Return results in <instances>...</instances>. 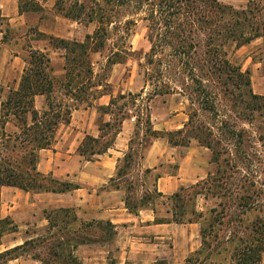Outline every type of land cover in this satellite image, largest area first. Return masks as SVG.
I'll list each match as a JSON object with an SVG mask.
<instances>
[{"label": "trees", "instance_id": "trees-1", "mask_svg": "<svg viewBox=\"0 0 264 264\" xmlns=\"http://www.w3.org/2000/svg\"><path fill=\"white\" fill-rule=\"evenodd\" d=\"M258 1L264 2L250 0L246 9L238 10L218 0H102L103 4L100 0H92L94 8L89 11L83 0H57L55 9L59 14L78 22L96 23L97 27L84 41L48 36L54 48L64 51L65 72L61 82L54 74L50 54L30 48L19 88L11 89L1 104L0 245L4 235L19 229L12 217L1 214L2 187H16L35 193H68L81 188L77 183L41 173L38 170L39 152L52 147L59 127L71 123L72 112L78 109V104L108 94L109 72L114 65L126 61L129 51L124 45H115L100 73L93 70L92 55L107 47L112 24L114 28L121 25L126 35L130 34L129 26L134 22L126 20L122 24L119 17L123 9L133 7V13L137 15L147 6L143 19L149 22V64L158 61L165 70L175 63L191 66L188 77L197 85L200 96L205 97L204 82L210 77L221 80L224 86L234 82L240 85L238 89H242L241 85L250 86L249 72H243L233 65L226 58L225 48L230 43L241 48L257 38H264V19L256 18L258 13L264 11V6L258 5ZM40 10L42 6L35 0H19L20 13ZM9 25L8 17L3 15L0 8V45L11 40ZM167 49L168 53L165 52ZM157 55H164V59H156ZM201 61L203 64L198 65ZM148 80L153 86L151 78ZM57 83H60L59 88L66 100L58 101L55 98ZM165 87L166 90L154 88L147 99L143 98V89L138 93H120L117 97L112 96L108 105H99L98 112L112 117L109 121L100 122L98 137L85 136L77 148L78 154L92 161L108 153L115 145L124 122L135 117V134L130 140L129 151L120 160L116 175L102 190H125L126 208L136 214L142 209H151L158 223L200 224L201 246L187 257L186 264H260L264 256V190L248 176L238 182L235 172L227 174L233 166L231 160L220 158V151L215 149L210 139L213 132L195 125L192 117L176 131L154 128L149 103L157 95L170 93L171 87ZM242 93L250 97L249 102L254 107L264 106L257 102L262 96L253 94L250 87ZM38 96L46 97L47 102L42 110L35 105ZM70 101L75 102L73 106ZM9 124L15 130L8 131ZM233 133H236L234 137L241 136L236 131ZM149 138L167 139L174 147L190 146L191 140L197 139L202 146L212 150L213 161L220 166L217 171L219 176L210 177L203 184L182 186L168 195L158 190L160 174L155 176L153 188L147 185L153 172V169L147 168L141 170L142 174L138 177L141 184L135 187L136 183L130 181L129 176L132 170L140 171L143 156L134 149L133 142L137 139L142 145ZM208 184L217 188L212 195L222 200L217 207L200 211L197 209V196L204 195L208 199L209 192H205L204 187ZM159 202L171 206L162 212L158 209ZM44 216L48 221L47 235L26 239L22 244L0 252L1 264L24 256L40 264H82L76 254L80 245L111 239L113 234L112 224L82 220L72 208L45 209ZM93 229L104 234L94 238L91 235ZM108 264L118 263L111 257ZM153 264L170 263L158 260Z\"/></svg>", "mask_w": 264, "mask_h": 264}, {"label": "rangeland", "instance_id": "rangeland-1", "mask_svg": "<svg viewBox=\"0 0 264 264\" xmlns=\"http://www.w3.org/2000/svg\"><path fill=\"white\" fill-rule=\"evenodd\" d=\"M83 1L87 6V10L90 11L91 8H94V2H92V0ZM218 1L222 4L232 6L235 9L242 10L247 8L250 0ZM100 2L103 4L102 0H100ZM256 3L258 4L259 1ZM51 4L52 2H50V0H44L41 4L42 10L20 13L18 9V0H0L2 11L8 16L11 37L9 42L0 45V112L1 104L7 98L10 90L19 88L24 68L27 66L26 59L29 55L28 51L30 48L47 51L52 60L55 76L59 78V82L63 79L65 72L63 69L65 64L64 51L54 48L48 36L59 37L58 33L63 32L65 29L71 31L75 27L60 24L58 20L60 14L56 11L55 5L52 6ZM258 5L263 7L264 2ZM145 10H147V6L137 15L133 13V11H135L133 7H127L122 10L119 17V19L122 20V24L126 20L134 22L129 26V35H126L127 33L124 32L122 27L120 28L121 25L118 27V25L115 24V27L118 28H114V24L109 27L110 40L107 47L102 52L92 55L93 70L96 73L101 72V69L105 67L107 63L108 55H110L115 45L126 46L129 55L126 56L127 59L124 63L114 65L109 72V85L106 88L108 94L103 99L99 98L78 104L79 107L73 110L72 116L76 110L90 109L89 117L91 118V122L87 124L85 132L94 136L95 130V134L97 133L100 135V131H98L100 122L109 121L112 116L98 112L97 107L99 105H108L112 96L117 97L120 93H138L143 89V98L147 99L149 93L153 92L154 88H163V90H166L165 86H170V93L157 95L149 103L151 120L154 128L160 131H176L183 128L190 117H192L195 125L204 126L208 132H213L210 139L214 142L215 149L220 151V158L231 160L233 166L230 167L232 169H229L227 174L235 172V177L238 179V182L242 177L248 176L256 182L258 187L264 190V106L261 108L254 107L253 104L249 102L250 97L242 93L243 90H248L250 87L253 94L262 96L260 100H257V102L261 103L260 106L264 104V38H257L250 44L242 46L241 48H236L234 43H230L225 48L227 52L226 58L233 65L240 67L243 72H249L250 86L241 85L242 89H238L237 87L240 85L237 82L224 86L221 80L210 77L209 80L204 82L206 85V95L204 97L200 96L197 91L198 88H196L197 85L188 77L191 66L175 63L171 68L165 70L164 67L158 64V61L149 64L147 55L151 51V43L149 41V30L147 27L149 22L143 19L146 15ZM256 18L261 20L264 19V11L258 13ZM82 23L87 24L85 22ZM94 24L95 30L97 25L96 23ZM78 32L82 37H76L74 40L84 41V27L79 29ZM165 52L168 53L169 49ZM161 57L164 59V55H157L156 59ZM197 64H203V62L201 61ZM148 78H151L153 86L149 84ZM59 85L60 83H57L54 96L58 101L66 100ZM202 97L205 98L204 101ZM46 102L45 96L36 97V108L42 110ZM70 102L72 106L75 103L72 101ZM120 104H122V101L119 105ZM135 122V117L127 119L122 127V131L126 134V138L123 140L121 139V141L124 143L128 142V148L124 151L126 153L129 151L130 140L135 134ZM67 126L68 125H61L59 127L51 148L56 147L60 141L64 142L62 137ZM7 130L13 131L15 127L9 124ZM234 131L241 133V136L238 137L235 135L234 137V134H236L233 133ZM77 133V131H72L71 140ZM85 136L83 134L82 138L84 139ZM80 139L81 137L79 136L77 140ZM155 140L165 142V145L167 144L173 153L169 156H164L165 159L160 164L162 166L160 171L153 170L149 175L147 185L150 188H153L152 184L156 175H178L180 166L179 161L188 151L187 147H193L195 162L199 166V172H201L203 176L195 183H189L188 185H184V187H190L198 183L203 184V182L207 181L210 177L216 178L219 176L217 171L220 166L213 161L212 150L202 146L197 139H192L190 146H180L177 149H173L174 146H172L167 139L152 140L149 138L143 141L142 145H139V141L135 139L133 147L144 158ZM63 145H65V143H62V146ZM120 146L124 147V144H120ZM114 147L115 145L113 148ZM112 149L108 152L116 154ZM75 154L80 156L77 149ZM172 155H175L177 159H172L170 157ZM100 157H95L92 161H87L81 157L86 163L87 168L91 166V169H88L86 178L94 176V161L99 160ZM123 157L124 156L119 158L118 164ZM141 170L144 169L141 168L140 171L132 170L129 176L130 181L134 182V184L136 183L135 187L137 188L141 184V182L138 181V177L142 174ZM59 180L71 181L80 185L79 180L76 179L63 178ZM82 187L83 194H85L88 199L92 197V201L87 200L83 202V206L88 208L91 203H94V185L83 184ZM204 187L205 192H209V197L205 199L204 195L197 196V209L200 211H208L211 208L217 207L220 200H222L217 198L216 195H212V193L217 192L216 187L209 184ZM33 193L35 192H31V194ZM69 193L70 192L64 197L65 199L63 201L36 197L34 201H36L38 207H36L35 210H52L55 208L67 207L72 208V210L76 212L77 201L73 193H71V195H69ZM31 197H33V195H31ZM83 197L84 196H82V198ZM78 198H80V195H78ZM170 206L169 203L165 205L160 204L158 209L164 212ZM43 215L36 214L34 219H32L33 221L20 230L21 234H19V236L31 239L40 235H47L48 221L47 225L42 224L44 219ZM103 234L104 233L98 229H93L91 231V235L94 238H100ZM14 237H16V235L8 236L5 239V243L7 245L10 244ZM96 246L102 249L100 244H96ZM91 248L94 251V243L89 244L87 249L82 251L79 255V257L81 256L82 258L83 264H90L85 257L94 254L91 253ZM41 253L44 255L45 252L42 251ZM113 254L114 253H112V255ZM102 256H104V254ZM101 261L103 260L101 259ZM107 261L109 262V260ZM37 264L40 263L38 262ZM260 264H264V256Z\"/></svg>", "mask_w": 264, "mask_h": 264}, {"label": "crops", "instance_id": "crops-1", "mask_svg": "<svg viewBox=\"0 0 264 264\" xmlns=\"http://www.w3.org/2000/svg\"><path fill=\"white\" fill-rule=\"evenodd\" d=\"M35 1L41 5L44 0ZM56 1L50 0L52 2L51 5L54 6ZM3 15L8 17L4 13ZM58 20L60 24L75 27L71 31L65 29L63 32L58 33L59 37L63 39L74 40L76 37L81 38L82 36L78 31L83 27L85 29L84 37L88 34H93L95 31L94 23L83 24L82 22L66 18L61 14ZM105 96H102L101 99ZM89 114L90 109L76 110L62 137L64 142L60 141L54 148L40 150L38 162V170L43 174H51L58 179L79 180L81 188L71 191L69 195L73 193L77 201L76 214L80 219L87 221L97 220L105 224L110 223L113 226L111 239L94 241V251L92 248L90 249L91 253L94 254L85 257V259L90 264H108L107 260H110L111 257L115 258L118 264H153L158 260H166L170 264L186 263L187 257L201 246L200 224L158 223L155 221L156 214L151 209H142L138 214L130 212L125 205V190H102V187L108 184L109 180L116 175L119 158L125 155L126 152L124 151L128 148V142L124 143L121 141V139L126 138L124 131H121L117 136L115 147L112 149L116 154L108 152L102 155L99 160L94 161V176L86 178L88 169H91V166L87 168L84 160L75 152L79 143L82 142V135H88L85 130L87 124L91 122ZM72 131H77L78 133L71 140ZM79 136L81 139L77 140ZM98 136L94 130V137ZM62 143H65V145L62 146ZM120 144H124V147H121ZM179 147H173V149ZM187 149L188 151L184 157L180 158L178 175L163 174L159 178L157 183L158 190L164 194H173L181 186L195 183L203 176L195 162L193 147H187ZM172 153L171 148L167 144L165 145V142L155 140L148 149L146 156L142 158L141 168L160 171L162 169L160 164L165 159L164 156H169ZM170 157L174 160L177 159L175 155ZM83 184L94 185V203H91L88 208L83 206V202L90 201L92 197L88 199L83 194ZM66 195L68 193L43 192L31 194V192H26L16 187H2L1 214L4 217H12L19 229L17 232L4 235L0 245V252L22 244L26 239H29L20 237V230L28 226V223L33 221L32 219H34L36 214L43 215L44 213V209L35 210L38 205H36L34 198H50L55 201H63ZM78 195H80V198H78ZM82 196L84 197L82 198ZM43 218L42 224L47 225L44 215ZM10 235H16V237L7 245L5 239ZM96 244H100L102 249H99ZM88 245H80L77 248L76 254L78 257L82 251L87 249ZM112 253L114 254L112 255ZM103 254L104 256H102ZM79 258L82 261L81 256ZM37 263L34 259L25 256L9 260L4 264Z\"/></svg>", "mask_w": 264, "mask_h": 264}]
</instances>
